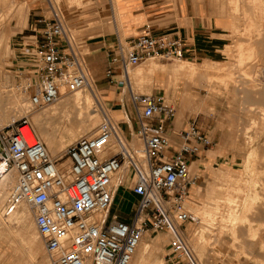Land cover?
I'll use <instances>...</instances> for the list:
<instances>
[{
    "label": "built area",
    "instance_id": "built-area-1",
    "mask_svg": "<svg viewBox=\"0 0 264 264\" xmlns=\"http://www.w3.org/2000/svg\"><path fill=\"white\" fill-rule=\"evenodd\" d=\"M52 9L51 16L34 20L29 44L23 46L28 59L19 68L18 88L32 109L56 103L63 92L91 88L97 94L87 53L78 48L64 16ZM184 57L182 38L167 33L146 30L116 41L106 75L123 90L129 88L135 131L124 132L110 107H104L95 132L56 158L30 115L0 128V179L11 171L17 175L3 214H14L22 203L30 207L50 264H130L142 238L155 233L168 236V264H203L190 238L189 226L201 223L189 202L198 181L191 162L212 139L192 120L174 132L180 139L175 144L168 130L177 117L176 105L164 93L134 91L125 78L130 67L148 58ZM117 69L120 79L113 78ZM63 158L68 165L59 162ZM122 187L137 197L129 220L113 212Z\"/></svg>",
    "mask_w": 264,
    "mask_h": 264
},
{
    "label": "rangeland",
    "instance_id": "rangeland-1",
    "mask_svg": "<svg viewBox=\"0 0 264 264\" xmlns=\"http://www.w3.org/2000/svg\"><path fill=\"white\" fill-rule=\"evenodd\" d=\"M198 1L201 5L213 7V10L229 20L227 25L231 26L232 33L226 58L214 62H196L186 58L182 60L148 58L131 67V70L135 72L139 67L147 70L152 68L146 74L148 77L141 81L133 80L131 87L134 91L144 94L166 91L167 99L177 107L176 121L179 119L181 122L184 121L181 128L185 129L189 121L196 120L212 139V145L202 150L191 162V171L198 177V181L191 188L190 207L197 214L202 210H212L207 226L201 214H199L201 223L197 226H189L192 245L194 250L196 246L195 252L201 262L203 264H264V261L259 258V245L252 241V234L259 227L263 226L261 232L264 233V224H259L255 219L257 208L264 210V5L256 6L257 0ZM261 1L264 4V0ZM53 7L64 16L78 48L89 54L96 52L91 47V42L97 43L117 34L124 42L143 33L133 30L126 24L125 0H0V110L6 114L0 119V128L22 116L30 115L35 128L38 129L36 114L42 115L44 111L59 105L57 102L33 110L28 95L18 88L21 81L19 68L24 67V65H18L23 64L20 59L25 58L26 52L23 46H28V40H30L23 37L27 35L29 37L33 33L30 27L39 15L51 16ZM114 10L119 18L117 25L113 21ZM18 42H21L20 45L17 44ZM250 48L256 52L254 55L249 54ZM15 58L19 60L15 61ZM90 60L91 58H87L89 63ZM181 63L184 65L195 63L198 70H203L210 76L173 74L170 68ZM100 71L103 75L107 72L105 68ZM99 83L98 81L96 86L98 94L93 92L91 97L102 100L105 104L102 107L108 108L110 103L105 99L103 86ZM6 90L9 91L6 92ZM121 91H123L122 88L119 97L122 96ZM86 92L90 94L92 91L88 88ZM123 95L130 101L129 88H124ZM19 97L26 99L27 106L22 108L17 105ZM94 98L91 100L92 105L97 108ZM102 103L100 102V105ZM12 108H14L13 111ZM66 110L64 113L74 118L75 107L68 106ZM95 113H98V120L94 125L93 133L103 120L102 110H96ZM64 116L61 117L60 113L48 116L51 126L53 128L55 126L54 129L58 127L62 133L60 135L61 142L63 141L60 148L64 146L62 154L76 139L88 134L82 135L81 130L78 134L79 128H74L77 136L70 140L67 134L75 119L69 121L66 115ZM76 121L74 122L78 123ZM181 128H176L175 132H179ZM43 141L52 156L60 157L55 155L44 139ZM64 161L65 158L59 162ZM254 172L258 173V176ZM121 189L131 191L130 187ZM121 192L117 196V191L115 203L122 201ZM8 193L9 190L4 191L0 196V264H40V262L50 264L43 240L42 259L28 256L29 244L20 242L22 234L19 233L20 227L16 220L10 221L11 227H6L7 224L3 223L8 217L2 210ZM228 193L236 202H229L226 199ZM259 195L262 199H259ZM247 205H249L248 208ZM131 208L132 202L128 201L117 211L127 219H131ZM244 208L245 212H242ZM247 212L250 213L247 214ZM204 226L208 227V230ZM201 233H204L202 238ZM143 240L149 242L152 247L151 252L154 256H151V259H164L163 263L168 264V236L165 233L146 234ZM18 246L20 248H17ZM138 256L139 248L130 264H134ZM148 263L150 260L144 264Z\"/></svg>",
    "mask_w": 264,
    "mask_h": 264
},
{
    "label": "crops",
    "instance_id": "crops-1",
    "mask_svg": "<svg viewBox=\"0 0 264 264\" xmlns=\"http://www.w3.org/2000/svg\"><path fill=\"white\" fill-rule=\"evenodd\" d=\"M125 12L127 15L126 24L130 25L133 30L138 32L149 30L154 34L167 33L182 38L184 41V58L188 60L214 62L226 58V50L230 45L232 33L231 26L227 25L229 20L216 10H213V7L201 5L198 0H125ZM115 17L116 15H114L113 21L117 25ZM29 37L27 35L23 38L27 39ZM134 37H137V35ZM118 39L119 36L117 34L112 38L100 40L97 43L91 42V47L96 52L91 54L86 52V58H91L90 63L87 61L91 77L96 86L98 81L103 86L104 97L110 103L109 107L112 116L123 131L129 132L130 130L135 131L138 126L132 103L123 95V89L121 91L122 96L119 97L121 86L112 83L110 78L106 74L103 75L100 71L102 68L108 69L109 58L115 49V43ZM20 43L18 42L17 44L20 45ZM20 59L23 64L18 66L26 65L28 58ZM17 60L19 58H15V61ZM120 76V70L117 69L113 78L118 79ZM158 93L167 94L166 91L151 92V94ZM128 117L131 118L129 121L127 120ZM176 118L169 125L168 131L173 142L178 144L180 139L174 132L176 128L182 127L184 121L181 122L180 119L176 121ZM181 130L183 129L181 128ZM120 191H122V201L115 203L113 212L118 213L121 219L129 220L121 212L119 213L117 209L128 201L132 202L131 209H133L137 197L132 191L122 190L121 188H119L117 196H119Z\"/></svg>",
    "mask_w": 264,
    "mask_h": 264
},
{
    "label": "bare ground",
    "instance_id": "bare-ground-1",
    "mask_svg": "<svg viewBox=\"0 0 264 264\" xmlns=\"http://www.w3.org/2000/svg\"><path fill=\"white\" fill-rule=\"evenodd\" d=\"M264 4H263V1H261V0H257V2H256V6H258V7H262ZM257 10H258V8H257ZM256 10V11H257ZM259 12V11H258ZM261 12V11H260ZM114 13H115V11H114ZM114 15H116V17H115V20H116V23H118L119 22V18H118V15L117 14H114ZM261 18V17H260ZM4 19V18H3ZM259 22V21H258ZM255 45V44H254ZM253 48H250V50L251 51H249V54H252V55H254L256 52H254L253 50H252ZM151 66H153V65H151ZM221 67V66H220ZM219 67V68H220ZM228 67V66H227ZM218 68V67H217ZM152 70V68L151 69H146V68H143V67H139L138 68V70H136V72L135 71H133V70H131V67L128 69V72L126 73V76H125V78H126V80H127V82H128V85H132V83H133V80H136V79H138V80H142V79H144L145 77H148L146 74L148 73V71H151ZM222 70V69H221ZM170 71L173 73V74H180V73H184V74H188V75H196V76H200V77H209L210 75L207 73V72H205V71H201V70H198L197 69V67H196V65H195V63H188V64H186V65H184V64H180V65H174L173 67H171L170 68ZM224 72V71H223ZM242 72V71H241ZM211 73V72H210ZM213 73V72H212ZM219 73H222V72H219ZM218 73V74H219ZM213 75V74H212ZM215 75V74H214ZM220 75V74H219ZM213 78V77H212ZM215 78V77H214ZM225 79V78H224ZM213 80V79H212ZM203 82V81H202ZM8 87V86H7ZM89 89H91V88H89ZM86 90L87 89H83V90H78V91H76V92H73V93H68V92H63V95H62V97H63V99H61L60 98V100L59 101H57V102H59L58 104L59 105H57L56 107H52V109L51 110H49V111H44L43 113H41L42 115H40V113H38V114H36V120H37V124H38V129H36L37 130V133L39 134V136L41 137V139L43 138L47 143H48V145H49V147H51L52 149H53V151H54V153H55V155H58V156H61L62 155V149L64 148V146H63V148L61 149L60 147H61V143L63 142H61V140L62 139H60V135H62V133H61V131H60V129L57 127V129H54L55 128V126H54V128L51 126V124H50V122H49V119H48V116H49V114H51L52 116L53 115H57V113H60V116L61 117H65L64 115H66V118L69 120V121H72L73 119H75L74 121H78V123H75L74 121H72V123H71V129L68 131V134H67V136H68V138L70 139V140H72V139H74L76 136H77V133H78V131L79 130H81L80 131V133L82 132V135L83 134H85V133H88V134H86V135H91L93 132V130L95 129L94 128V125H96L97 123H96V121L98 120V117H97V114L95 113V111L96 110H102V108H104V107H102V105H105V104H103L102 103V100L101 101H99V100H97L96 98H94V97H91V95H92V93H93V91H92V89H91V93L89 94V93H87L86 92ZM9 91V90H8ZM7 90H6V92H8ZM12 92V91H11ZM90 92V91H89ZM10 93V92H9ZM263 93H264V91H263ZM12 94V93H11ZM98 94V93H97ZM250 94V93H249ZM8 96V95H7ZM26 96V95H25ZM94 96V95H93ZM23 97H24V94H23ZM96 97H98V96H96ZM92 98H94L95 99V101H96V105L95 106H97V108H95L93 105H92ZM93 99V100H94ZM18 100H19V103L17 104L18 106H20V107H25V105H26V103L27 102H25V100L26 99H24V98H18ZM56 102V103H57ZM100 102L102 103L101 105H100ZM16 105V106H17ZM11 106V105H10ZM15 106V107H16ZM27 106V105H26ZM68 106H74L75 107V109H76V113H75V116H74V118L72 117V118H70V115L69 114H67V113H64V112H66L67 110H66V108L68 107ZM3 108V107H2ZM8 108H9V106H8ZM17 108V107H16ZM101 108V109H100ZM106 108H107V106H106ZM1 109V108H0ZM13 109L14 108H12V111H13ZM20 109V108H19ZM36 109H39V108H36ZM5 110V109H4ZM34 110V109H33ZM6 111V110H5ZM12 111H11V113H12ZM41 112V111H40ZM6 114H4V112H2L1 110H0V119L1 118H3L4 116H5ZM15 116V115H14ZM41 116H45V117H41ZM59 116V115H58ZM10 117H11V115H10ZM131 119V118H130ZM128 120V119H127ZM76 121V122H77ZM4 123V121L2 122V124ZM96 123V124H95ZM75 124V125H74ZM131 124V123H130ZM58 125V124H57ZM65 125V124H64ZM0 126H1V121H0ZM131 126V125H130ZM96 127V126H95ZM124 127V126H123ZM63 128V127H62ZM74 128H79L78 130H77V133H76V131L74 130ZM90 133V134H89ZM79 134V133H78ZM42 139V140H43ZM64 140H65V136H64ZM77 140V139H76ZM66 141V140H65ZM64 145V144H63ZM139 147H141V144H139L138 145ZM47 150L49 151V149H48V147H47ZM50 153V152H49ZM51 154V153H50ZM52 155V154H51ZM248 160V159H247ZM248 162V161H247ZM247 162H246V164H247ZM63 165H68V161L67 160H65L64 162H63ZM249 166V165H248ZM257 170V169H256ZM249 171V170H248ZM255 173V172H254ZM246 174V173H245ZM244 174V175H245ZM256 174V173H255ZM258 174V173H257ZM256 174V175H257ZM258 176V175H257ZM233 177V176H232ZM231 178V177H230ZM256 178V177H255ZM239 179V178H238ZM257 180V179H256ZM259 180V179H258ZM261 180V179H260ZM259 180V181H260ZM16 181H17V175H16V173H15V171H11V172H9L8 174H6L3 178H1L0 179V196H2L1 195V193L2 192H6L7 190H9V192H10V190L12 189V187L15 185H13V183L15 182L16 183ZM232 182V181H231ZM255 183H256V181H255ZM264 184V183H263ZM254 185V184H253ZM246 186V185H245ZM257 186H259V185H257ZM256 186V187H257ZM263 186V185H262ZM193 187V186H192ZM228 188V187H227ZM232 188V187H231ZM258 188V187H257ZM261 188V187H260ZM219 189V188H218ZM251 189V188H250ZM119 190V189H118ZM252 190H253V188H252ZM255 190V189H254ZM256 192H257V190H255ZM255 191H252V192H255ZM234 192H236V191H234ZM255 192V193H256ZM264 192V191H263ZM227 193V192H226ZM251 193V192H250ZM9 194V193H8ZM244 194V193H243ZM247 194V193H246ZM256 194H258V193H256ZM245 196H247V195H245ZM254 196V195H253ZM260 196V195H259ZM7 197H8V195H7ZM7 197H6V199H7ZM226 197V196H225ZM248 197V196H247ZM255 197H256V195H255ZM252 199L254 198V197H251ZM258 198V197H257ZM261 198V196L259 197V199ZM225 199V198H224ZM226 199L230 202V201H235L234 199H233V197H232V195L230 194V193H228V195H227V197H226ZM238 199V197L236 198V200ZM251 199V200H252ZM262 199V198H261ZM246 200V199H245ZM258 201V200H257ZM256 201V202H257ZM6 202V201H5ZM5 202H4V204H5ZM228 202V203H229ZM236 202V201H235ZM248 202V201H247ZM261 202V201H260ZM245 203V202H244ZM243 203V204H244ZM253 203H254V200H253ZM219 204V203H218ZM248 204V203H247ZM217 205V204H216ZM215 205V206H216ZM230 205V204H229ZM252 205V204H251ZM250 205V206H251ZM4 206V205H3ZM2 206V207H3ZM246 206V205H245ZM244 206V207H245ZM248 206L249 205H247V208H248ZM255 206H256V204H255ZM252 207V206H251ZM254 207V206H253ZM219 208V207H218ZM238 208V207H237ZM237 208H235V209H237ZM246 208V209H247ZM3 210V209H2ZM231 210V209H230ZM243 210V209H242ZM197 211V210H196ZM212 211V210H211ZM210 210L209 211H206V210H202V211H200V212H198L199 214H201V216L203 217V220L206 222H204L205 223V226H207L208 224L207 223H209V217H210V215H212V212H211ZM232 211V210H231ZM236 211V210H235ZM248 211H249V209H248ZM250 211H252V210H250ZM256 211V210H255ZM241 212V211H240ZM242 212H245V208H244V211H242ZM213 213H215V212H213ZM248 213H250V212H247V214ZM256 213V216H255V219H256V221H258L259 222V224H264V210L262 209V208H257V211L255 212ZM198 214V215H199ZM235 214V213H234ZM252 214V213H251ZM216 215V214H215ZM239 215V214H238ZM237 215V216H238ZM242 215H244L243 213H242ZM246 215V214H245ZM231 216H232V214H231ZM230 217V216H229ZM229 217H228V220H229ZM233 217V216H232ZM231 217V218H232ZM241 217V216H240ZM246 217L248 218V216L246 215ZM244 218V217H243ZM12 219H15L16 220V222H17V224H19V230H20V232L19 233H21L22 235V238L20 239V242L21 243H24V242H26L27 244H29V246H28V249H27V247L25 246V248L27 249V253H28V256H33V258H34V256L35 257H37V258H40V259H42V257L44 256H42V250H43V248H42V238H41V236H40V234H39V232L37 231V228H36V225H35V222L33 221V217H32V214H31V210H30V207L27 205V204H25V203H22L21 204V206L19 207V209H18V211L13 215H11V216H9L8 215V217H6L5 219H4V221H3V223L5 224H7L6 225V227L7 226H10L11 227V224H9L10 223V221L12 220ZM247 220H249V218L247 219ZM245 221V220H244ZM237 222V221H236ZM250 222V221H249ZM231 223V222H230ZM246 223V222H245ZM247 223H248V221H247ZM249 224V223H248ZM257 224V223H256ZM213 225V224H212ZM245 225H247V224H245ZM250 225V224H249ZM248 225V226H249ZM13 226V225H12ZM204 226V227H205ZM209 226H210V224H209ZM9 227V228H10ZM204 227H202V228H204ZM231 227V226H230ZM250 227V226H249ZM259 227V226H258ZM261 227H263V226H261ZM261 227H259L258 228V230L256 231V232H254L253 234H252V241H254V244H258L259 245V258L261 259V260H263L264 261V233L263 232H261ZM205 228H207V230H208V227H205ZM204 228V229H205ZM248 228V227H247ZM232 229H233V227H232ZM13 230V229H12ZM201 230V229H200ZM204 232V231H203ZM218 232V231H217ZM198 234V233H197ZM202 234H204V233H201V238H202ZM20 238V237H19ZM204 240V239H203ZM202 241V240H201ZM20 243V244H21ZM25 243V244H26ZM202 247V246H201ZM17 248H20V246H18ZM22 248V247H21ZM138 248H139V256H138V258L136 259V261H135V263L134 264H144L145 262H147V260H150V263H148V264H164L163 263V260L162 259H158V258H154V259H151V256L153 257L154 255H152V252H151V250H152V247H151V245H150V243L149 242H147V241H145V240H143V238H142V240L140 241V243H139V245H138ZM138 248H137V250H138ZM201 249V248H200ZM19 250V249H18ZM195 250L197 251V248H196V246H195ZM154 251V250H153ZM25 252V251H24ZM137 252V251H136ZM136 254V253H135ZM135 256V255H134ZM258 256V255H257ZM30 258V257H29ZM134 258V257H133ZM32 260V259H31ZM133 260V259H132ZM34 261V260H33ZM132 262V261H131ZM32 263V262H31ZM40 264H45L44 262H40Z\"/></svg>",
    "mask_w": 264,
    "mask_h": 264
}]
</instances>
